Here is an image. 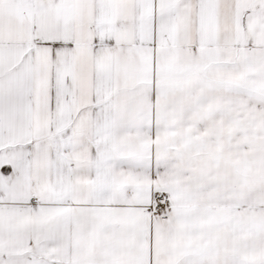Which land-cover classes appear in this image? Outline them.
Masks as SVG:
<instances>
[{
	"label": "snow or ice",
	"instance_id": "snow-or-ice-1",
	"mask_svg": "<svg viewBox=\"0 0 264 264\" xmlns=\"http://www.w3.org/2000/svg\"><path fill=\"white\" fill-rule=\"evenodd\" d=\"M0 264H264V0H0Z\"/></svg>",
	"mask_w": 264,
	"mask_h": 264
}]
</instances>
